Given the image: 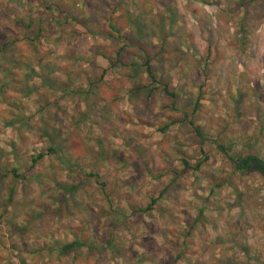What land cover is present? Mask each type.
<instances>
[{"label":"rangeland","instance_id":"rangeland-1","mask_svg":"<svg viewBox=\"0 0 264 264\" xmlns=\"http://www.w3.org/2000/svg\"><path fill=\"white\" fill-rule=\"evenodd\" d=\"M206 1L0 0V264H264V0Z\"/></svg>","mask_w":264,"mask_h":264},{"label":"trees","instance_id":"trees-1","mask_svg":"<svg viewBox=\"0 0 264 264\" xmlns=\"http://www.w3.org/2000/svg\"><path fill=\"white\" fill-rule=\"evenodd\" d=\"M202 2H206V0H201ZM244 2H242L241 5H243ZM238 4H235V6L229 7V12L232 14H235V12L238 10ZM248 14V10L246 11V14H244L242 21L245 20L246 16ZM244 23V21H243ZM39 31L43 32V28L40 25L39 26ZM37 40V39H36ZM11 42V41H10ZM9 41H3L4 44L10 43ZM139 46V45H138ZM141 48H143L141 45L139 46ZM3 51V45L2 48L0 50ZM145 66H146V72L148 74V77L151 79V83H156V86H152L150 85L152 90H155L157 88H159V86L161 85L160 82H158V78L157 75L155 73V69H154V65L152 63V57L149 56V54H146V59H145ZM106 72V69L104 70ZM103 72V75L104 73ZM42 83L44 85H47L48 81L47 79H43ZM166 93L169 92V88L167 85H165L164 87ZM201 92L198 96V99L196 101L197 104H200V99H201ZM175 95V94H174ZM172 94V96H174ZM188 123L193 127L194 129V133L200 138L202 145H204L206 143L207 140H209V138L204 134V132L202 131V128L199 124H196L195 121L188 120ZM219 150L225 155V157H227L236 167V170L241 171V172H258L259 174H261L262 176H264V158L260 157L258 155L255 154H248V155H240V154H233L230 153L228 148L224 145V144H218ZM52 153H59V151L56 148H48L46 150H43L42 152L36 154L33 156V161L34 163L37 162L38 160L44 158L46 155L52 154ZM207 159V157H205V160ZM200 166V163L197 165V167ZM90 176H97L96 174H92L89 173ZM74 186L70 187L69 189L66 188V192L69 190L70 192H72ZM65 197V194H62V198ZM156 199H153L151 201V203L148 205V208H143L142 211H147L148 209H151L153 207V204L156 202ZM92 245H96V243H91ZM108 244L113 245V239L112 237L108 240ZM87 245V242L81 239H78L76 241H70V242H66L63 245L60 246L61 250L66 253L69 252L71 250L76 249L77 247H81V246H85ZM182 256L181 253H179L177 256H175L172 264H177L179 258Z\"/></svg>","mask_w":264,"mask_h":264}]
</instances>
